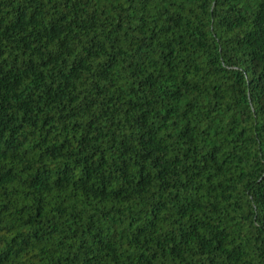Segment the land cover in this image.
<instances>
[{
    "label": "trees",
    "instance_id": "1",
    "mask_svg": "<svg viewBox=\"0 0 264 264\" xmlns=\"http://www.w3.org/2000/svg\"><path fill=\"white\" fill-rule=\"evenodd\" d=\"M0 264H264V0H0Z\"/></svg>",
    "mask_w": 264,
    "mask_h": 264
}]
</instances>
